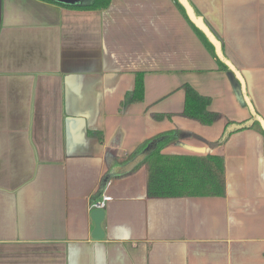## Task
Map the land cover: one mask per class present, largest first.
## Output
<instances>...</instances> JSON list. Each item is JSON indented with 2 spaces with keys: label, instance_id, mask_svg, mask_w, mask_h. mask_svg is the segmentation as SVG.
<instances>
[{
  "label": "crops",
  "instance_id": "0c3cea01",
  "mask_svg": "<svg viewBox=\"0 0 264 264\" xmlns=\"http://www.w3.org/2000/svg\"><path fill=\"white\" fill-rule=\"evenodd\" d=\"M186 1L264 120V0ZM137 74L144 98L122 107ZM185 85L222 119L184 117ZM250 118L173 0H0V264H264V134L220 144L228 122ZM170 131L184 134L163 154L224 158L223 197L148 198L143 168L103 188L108 152L125 159Z\"/></svg>",
  "mask_w": 264,
  "mask_h": 264
},
{
  "label": "trees",
  "instance_id": "16d2710c",
  "mask_svg": "<svg viewBox=\"0 0 264 264\" xmlns=\"http://www.w3.org/2000/svg\"><path fill=\"white\" fill-rule=\"evenodd\" d=\"M42 1L82 11L104 10L111 3V0H89L88 2L81 1L79 5H64L53 0ZM173 1L180 9L198 39L219 64L221 70L233 75L227 66L217 58L213 45L207 40L203 32L189 20L184 7L178 0ZM194 14L198 17L196 13ZM183 89L185 90V102L182 113L184 117L196 121L203 126H211L222 119V115L219 113L209 111L211 105L210 98L200 95L188 85H185ZM143 98V75L137 74L134 89L126 93L121 105L124 107L130 104H136L141 102ZM154 118L156 120H162L164 118H170V116L156 115ZM231 124V122H228L227 126ZM254 126L258 127L261 133L264 134V131L258 123H255ZM183 134L180 131H170L154 137L143 143L125 159H119L113 153L108 152L106 156L107 171L104 175L103 183H107L112 179L129 176L140 168H143L146 174V194L148 198L223 197L225 195V170L224 158L222 156H212L209 154L205 156L169 155L162 153L166 147L177 144ZM98 138L101 140L102 137L100 134ZM150 144H154L155 149L147 154L130 172H126L123 167L137 155L141 154Z\"/></svg>",
  "mask_w": 264,
  "mask_h": 264
},
{
  "label": "water",
  "instance_id": "95a60500",
  "mask_svg": "<svg viewBox=\"0 0 264 264\" xmlns=\"http://www.w3.org/2000/svg\"><path fill=\"white\" fill-rule=\"evenodd\" d=\"M53 1L62 3L64 5H79L81 3V0H53ZM178 2L184 7L189 20L198 29H200L203 32L207 40L213 45L217 58L222 63H224L227 66V68L231 71V73L233 74V75L231 74H228V75L232 83L236 87L238 94L240 95L241 101L248 107L250 111L251 118L248 121H245L243 123L231 124L225 129L224 134L221 137L220 143L226 141V139L229 137L230 134L240 131V130L248 129L251 126H253L255 123H258L260 127L262 128V130L264 131V120L255 112L249 98L247 97L246 90H245V83H244V80L240 72L237 71L234 65L229 60H227L226 57L223 55L222 48H221L219 41L214 37L212 32L208 29V27L202 21V19L195 16L188 2L186 0H178ZM154 149H155V145L150 144L142 151L141 154L137 155L132 161L126 164L123 167V169L126 172H130L138 163H140L146 157L147 154H149ZM104 217H105L104 210H93L91 213V220L93 221L95 225L94 233L92 235L94 239H102L104 236L102 228H101V223Z\"/></svg>",
  "mask_w": 264,
  "mask_h": 264
},
{
  "label": "built area",
  "instance_id": "2783aa9c",
  "mask_svg": "<svg viewBox=\"0 0 264 264\" xmlns=\"http://www.w3.org/2000/svg\"><path fill=\"white\" fill-rule=\"evenodd\" d=\"M107 185L108 182L104 184L103 188H105ZM111 200L112 198L109 195H107L105 192H102L100 198L92 204V210H104Z\"/></svg>",
  "mask_w": 264,
  "mask_h": 264
},
{
  "label": "rangeland",
  "instance_id": "374dc122",
  "mask_svg": "<svg viewBox=\"0 0 264 264\" xmlns=\"http://www.w3.org/2000/svg\"><path fill=\"white\" fill-rule=\"evenodd\" d=\"M81 1H83V2H88L89 0H81Z\"/></svg>",
  "mask_w": 264,
  "mask_h": 264
}]
</instances>
